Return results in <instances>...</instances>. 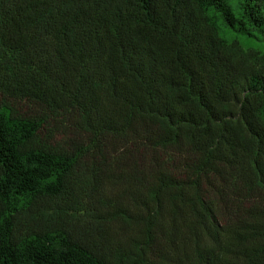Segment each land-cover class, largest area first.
<instances>
[{
  "label": "trees",
  "instance_id": "trees-1",
  "mask_svg": "<svg viewBox=\"0 0 264 264\" xmlns=\"http://www.w3.org/2000/svg\"><path fill=\"white\" fill-rule=\"evenodd\" d=\"M0 264H264V0H0Z\"/></svg>",
  "mask_w": 264,
  "mask_h": 264
}]
</instances>
